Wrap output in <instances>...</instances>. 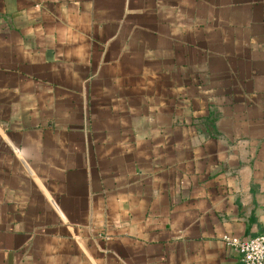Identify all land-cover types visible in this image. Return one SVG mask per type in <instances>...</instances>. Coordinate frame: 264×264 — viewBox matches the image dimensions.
Listing matches in <instances>:
<instances>
[{
	"label": "crops",
	"instance_id": "crops-1",
	"mask_svg": "<svg viewBox=\"0 0 264 264\" xmlns=\"http://www.w3.org/2000/svg\"><path fill=\"white\" fill-rule=\"evenodd\" d=\"M264 234V0H0V264H243Z\"/></svg>",
	"mask_w": 264,
	"mask_h": 264
},
{
	"label": "built area",
	"instance_id": "built-area-1",
	"mask_svg": "<svg viewBox=\"0 0 264 264\" xmlns=\"http://www.w3.org/2000/svg\"><path fill=\"white\" fill-rule=\"evenodd\" d=\"M223 240L241 253L243 264H264V234L249 238L226 234Z\"/></svg>",
	"mask_w": 264,
	"mask_h": 264
}]
</instances>
